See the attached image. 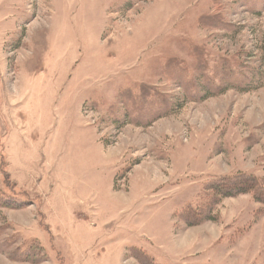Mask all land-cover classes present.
<instances>
[{
	"label": "rangeland",
	"instance_id": "obj_1",
	"mask_svg": "<svg viewBox=\"0 0 264 264\" xmlns=\"http://www.w3.org/2000/svg\"><path fill=\"white\" fill-rule=\"evenodd\" d=\"M238 174L264 179V0H0V264H264L250 195L179 218Z\"/></svg>",
	"mask_w": 264,
	"mask_h": 264
},
{
	"label": "trees",
	"instance_id": "obj_2",
	"mask_svg": "<svg viewBox=\"0 0 264 264\" xmlns=\"http://www.w3.org/2000/svg\"><path fill=\"white\" fill-rule=\"evenodd\" d=\"M226 80V79H223ZM255 78L247 79L239 90L249 91L254 88H258L259 84L256 82ZM208 82L210 86L205 85V95L199 97V99H205L209 96H214L223 93L227 88L235 86L233 83L227 84L225 87L219 86L220 84L211 81L209 77ZM259 82V81H258ZM228 86V87H227ZM238 88V87H237ZM264 179L258 178L251 174H238L236 176H228L225 178H220L211 181L206 186L209 191H212V196L207 204H203L199 207L188 206L185 210L179 213V218L182 219L188 226L200 225L206 221H216L218 216L216 214V207L219 205L223 199L237 197L240 195L248 194L251 198H254L256 202L264 206ZM259 209V211L261 210ZM143 260L145 264H159L155 261L153 262L152 257L149 255H143L139 257Z\"/></svg>",
	"mask_w": 264,
	"mask_h": 264
}]
</instances>
